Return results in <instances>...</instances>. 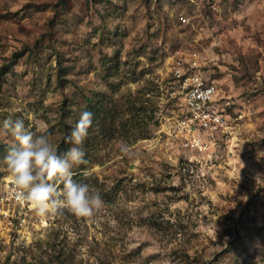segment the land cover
Instances as JSON below:
<instances>
[{"label": "rangeland", "instance_id": "rangeland-1", "mask_svg": "<svg viewBox=\"0 0 264 264\" xmlns=\"http://www.w3.org/2000/svg\"><path fill=\"white\" fill-rule=\"evenodd\" d=\"M188 53L231 115L203 156L170 131ZM89 95L149 98L148 135L94 131L96 161L74 178L101 193L90 219L31 209L21 224L0 208V264H264V0H0V128L23 119L58 146ZM13 143L0 135V193Z\"/></svg>", "mask_w": 264, "mask_h": 264}, {"label": "clouds", "instance_id": "clouds-1", "mask_svg": "<svg viewBox=\"0 0 264 264\" xmlns=\"http://www.w3.org/2000/svg\"><path fill=\"white\" fill-rule=\"evenodd\" d=\"M92 123L93 113L82 112L65 137L71 147L60 155L46 130L34 132L23 119L3 121L0 135H10L14 141L3 161L12 194L30 205L36 216L46 218L67 211L77 218L90 219L103 207L99 189L74 179L73 169L87 163L83 145ZM120 151L131 155L127 145H121Z\"/></svg>", "mask_w": 264, "mask_h": 264}, {"label": "built area", "instance_id": "built-area-1", "mask_svg": "<svg viewBox=\"0 0 264 264\" xmlns=\"http://www.w3.org/2000/svg\"><path fill=\"white\" fill-rule=\"evenodd\" d=\"M180 18L184 23L189 22L186 15ZM204 65L197 53L180 55L174 59L172 73L178 82L176 91L180 94L182 108L170 123V131L182 138V146L202 156L212 152V148L232 128L231 115L219 96V86L206 73ZM0 208L9 218L19 216L21 224L31 210L30 205L18 201L12 194L8 178L0 193Z\"/></svg>", "mask_w": 264, "mask_h": 264}, {"label": "trees", "instance_id": "trees-1", "mask_svg": "<svg viewBox=\"0 0 264 264\" xmlns=\"http://www.w3.org/2000/svg\"><path fill=\"white\" fill-rule=\"evenodd\" d=\"M16 55V54H15ZM2 73L5 74L9 70V66L5 65L2 67ZM175 79V78H174ZM105 100V99H104ZM103 99H99L97 102H94L92 96H86L87 104L83 110L90 111L93 113V123L92 127L89 130V136L86 139L83 149L85 151V159L87 161L86 164L77 166L73 171L75 173V177L84 175L85 170L89 168L90 163L96 161V155L92 154V149L95 147V139L93 138V133L100 131L101 133H105L106 130L110 129V132L116 131H129L132 130L133 127H138L140 130L145 132L147 136L149 133V126L153 119L154 109H149L148 104H153L150 102L149 98L139 100V103L133 104H106ZM149 101L150 103H148ZM156 105V102H154ZM81 115V114H80ZM80 115L73 122H62V134L57 146L58 152L60 155H63L68 148L71 147L70 144L66 143L65 137L70 134L71 129L78 122ZM129 115L131 117H129ZM110 125L111 128H108ZM94 127L98 129L94 130ZM98 135H96L97 138ZM95 155V156H94Z\"/></svg>", "mask_w": 264, "mask_h": 264}]
</instances>
